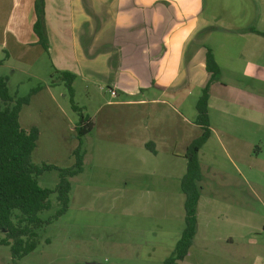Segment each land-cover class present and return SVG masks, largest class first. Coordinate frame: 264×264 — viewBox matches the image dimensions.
Segmentation results:
<instances>
[{
    "label": "crops",
    "instance_id": "obj_1",
    "mask_svg": "<svg viewBox=\"0 0 264 264\" xmlns=\"http://www.w3.org/2000/svg\"><path fill=\"white\" fill-rule=\"evenodd\" d=\"M35 4L0 0V69L11 71L0 76L8 85L17 75L44 81L19 116L25 130L39 129L33 162H75L77 125L54 90L62 94L63 82L47 80L71 71L75 98L87 99L78 106L89 110L81 173L90 162L91 182L74 186L71 178L69 208L88 197L112 214L152 221L171 248L185 228L181 181L187 148L202 133L194 108L212 51L221 73L210 88L211 134L199 151L197 230L178 264H244L264 230L257 208L264 209L257 178L264 159L250 138L264 125V0H46L49 53L34 30ZM97 87L109 96L93 97ZM213 109L234 118H223L221 127ZM252 264L264 258L256 255Z\"/></svg>",
    "mask_w": 264,
    "mask_h": 264
},
{
    "label": "trees",
    "instance_id": "obj_2",
    "mask_svg": "<svg viewBox=\"0 0 264 264\" xmlns=\"http://www.w3.org/2000/svg\"><path fill=\"white\" fill-rule=\"evenodd\" d=\"M37 20L34 30L39 43L49 53V39L46 28V0H36ZM206 68L210 78L201 91L196 103V123L201 127V135L187 148V171L181 181L185 199V228L177 241L171 256L163 264H178L188 253L197 230V204L199 200L198 181L201 178L199 151L211 134L209 118V96L211 85L218 82L220 68L210 49L207 51ZM58 78L68 91L74 110L80 113L76 131L78 146L73 151L75 162L71 167H57L53 164H35L32 154L37 147L39 129L22 128L19 120L24 105L30 102L34 93L43 85L33 88L25 96L11 95L7 78L0 76V245H9L14 264L17 260L32 252L37 247V230L52 219L43 220L39 213L51 207L49 197L57 194L59 209L53 218L64 215L70 204L71 178L83 170V137L91 125L81 107L75 103L73 82L76 75L71 71L56 70ZM81 111V112H80ZM57 170L59 181L54 189L40 186L38 177L46 171ZM15 212L16 220L14 219Z\"/></svg>",
    "mask_w": 264,
    "mask_h": 264
},
{
    "label": "rangeland",
    "instance_id": "obj_3",
    "mask_svg": "<svg viewBox=\"0 0 264 264\" xmlns=\"http://www.w3.org/2000/svg\"><path fill=\"white\" fill-rule=\"evenodd\" d=\"M44 61L38 63L41 75H45L43 66L46 64ZM10 72L9 68L0 69V75ZM55 79H58V74L53 75L51 79L48 76V84L52 85ZM43 82L17 75L12 76L8 87L11 95L25 96L36 86L44 85ZM54 90L60 109L66 111L72 122L75 121L77 125L80 113L72 107L64 83L61 86L62 94H59L56 87ZM63 94L66 96L63 97ZM90 94L93 97H100L104 94L109 96L107 92L99 90L98 87L96 90L93 89ZM261 95L264 97V91L261 92ZM199 97L196 98L199 99ZM75 103L82 107L83 103H87L86 95L79 94L78 98H75ZM260 105L264 111V103L261 102ZM56 109L58 110V108ZM86 110L81 108L83 115H87L89 112ZM194 111V114H197L195 108ZM211 112L214 124L219 123L221 127L224 126L223 118L226 117L229 120L234 118L231 113L222 115L219 109H213ZM252 133L250 138L256 146L260 147V152H262L260 157L264 159V125L259 126L257 130L254 129ZM71 139L68 137V142H71ZM89 163L87 162L85 165L86 172L72 178L74 186L76 183L82 185L91 182ZM257 178L264 182V172H260V177ZM38 180L40 186L54 189L59 181V172L57 170L46 171L38 177ZM259 194L264 198L262 192ZM49 201L51 207L41 211L39 216L43 220L52 219L51 222L45 223L43 227L37 230V247L17 260V264H163L164 259L172 254L174 247L171 248L168 242L166 244V241H161L158 235V231L161 229L152 221L140 218H124L112 214L108 211L106 203H97V200L93 198L88 200V197L86 200L82 199L79 205L72 204L73 206L64 215L56 219L53 217L59 209L57 194H51ZM257 208L260 216L264 218V209L261 203ZM99 209L106 210L102 212ZM17 213L15 212L14 215L15 220ZM262 221L260 220V223ZM184 226L185 224H183ZM258 234L259 236L254 240L259 241L260 247L258 249L252 248L246 252L250 257L245 255L244 258L240 259L241 263L252 264L256 255L264 258V247L262 246L264 245V230L262 226ZM4 236L5 232H0V237ZM0 264H14L9 245H0Z\"/></svg>",
    "mask_w": 264,
    "mask_h": 264
},
{
    "label": "built area",
    "instance_id": "obj_4",
    "mask_svg": "<svg viewBox=\"0 0 264 264\" xmlns=\"http://www.w3.org/2000/svg\"><path fill=\"white\" fill-rule=\"evenodd\" d=\"M111 93H112V95H116V93L114 91H112Z\"/></svg>",
    "mask_w": 264,
    "mask_h": 264
},
{
    "label": "water",
    "instance_id": "obj_5",
    "mask_svg": "<svg viewBox=\"0 0 264 264\" xmlns=\"http://www.w3.org/2000/svg\"><path fill=\"white\" fill-rule=\"evenodd\" d=\"M90 264H99V263H90Z\"/></svg>",
    "mask_w": 264,
    "mask_h": 264
}]
</instances>
